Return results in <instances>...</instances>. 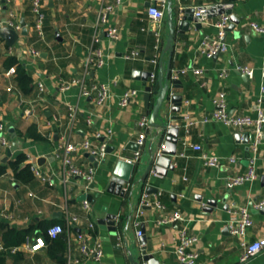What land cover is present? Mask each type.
Here are the masks:
<instances>
[{
  "label": "crops",
  "instance_id": "1",
  "mask_svg": "<svg viewBox=\"0 0 264 264\" xmlns=\"http://www.w3.org/2000/svg\"><path fill=\"white\" fill-rule=\"evenodd\" d=\"M41 1L45 13L43 38L36 29L33 0H6L4 3L0 0V27H9L13 23L20 28L17 30L20 37L14 46L0 36V124H6L10 148L18 143L8 162H3L8 149L0 160V168L4 170L0 172V245L6 246L3 233L8 229L30 230V238H41L46 242L42 225L49 228L56 221L65 223L63 214L61 219L54 217L62 213L59 206L64 197V187L59 182L62 160L58 148L67 134L69 107L76 106L79 120L71 141L81 143L86 138L93 139L94 133L99 131L107 136L109 147H116L117 153L109 154L105 162L96 167L94 189L89 192L93 197L90 218L96 223L93 234L102 242L105 256L101 262L87 260L85 264H133L127 246L132 248L135 257L141 256L142 246L133 217L143 194L148 193L151 187L158 190L151 195L161 193L160 201L166 210L145 209L142 230L147 238L148 254L155 255L164 264H179L176 255L179 224H158L163 216L179 210L186 218V226L199 238L194 247L199 254L198 264H241L239 239L231 234L229 226L238 217L236 207H248L255 225L248 230L247 240L264 237V214L257 213L259 210L256 208L259 202L264 201V130L257 155L258 178L229 188L230 178L247 171L254 135L248 132L251 134L250 141L245 143L243 138L237 140L236 136L246 132L214 121L205 122L204 118L214 111L213 98L221 91L227 93L231 115L257 118L259 107L264 110V35L250 26L251 22L264 26V0L235 2L234 13L243 20L227 34L229 52L213 59L200 55L199 47L206 36L215 35L218 18L204 21L202 30L192 25L183 38H176L172 57L169 52L165 53L170 34L166 0L163 54L157 67L150 62L154 56L155 35L148 9L162 0H151L150 6L149 0H126L110 15L106 25L99 24V16L108 0ZM172 1L176 24L182 11L187 8L197 10L216 4H231L230 0ZM22 24L27 30L26 36L21 34ZM108 26L120 29L119 40L113 41L108 37ZM96 30L100 41L95 47L102 51L105 64L95 70L90 81L109 86L111 97L104 106L96 104L94 96L83 97L80 88L72 85L73 80L82 75ZM136 49L141 57L127 59V55ZM33 52L40 55L36 56ZM9 58H16L27 68L33 80L30 94L18 87L17 73L6 75L10 69L6 67ZM161 63L164 76L170 65L173 73L185 67L204 71L202 75L190 71L179 78V87L172 89V92L183 96V106L180 113L173 115L184 119L170 122L172 126L181 127V136L184 137L183 126L188 120L194 121L188 140L191 144L201 145L202 151L185 148L180 142L177 156L172 157L174 170L169 169L166 177L152 173L146 182H142L151 159L150 143L157 132L150 126L142 158L128 184V192L122 198L107 191L115 162L133 153L125 148L131 142L138 141L142 115L151 114V109L145 107L143 82L134 79L133 73L155 71L157 82ZM238 66L252 68L254 78L249 79L237 69ZM12 67L17 69L16 65ZM222 71L227 72V78L220 77ZM40 84L44 85V92H41ZM9 88L12 90L9 91ZM127 90L139 91L140 97L123 108L120 100ZM156 97H152L151 108ZM29 110L33 112L30 116L27 114ZM109 131L112 132L110 136ZM35 135L42 139H35ZM161 144L158 140L154 141L155 154ZM23 154L26 160L22 166L37 164L43 174L54 178L57 186L50 188L38 178L29 183L18 180L12 163ZM203 154L219 156L224 163L219 168H207L203 164ZM28 156L33 161L28 160ZM232 156L239 158L237 165L229 164L228 158ZM72 158L75 165L82 168L94 164L82 151L72 153ZM69 193L72 196L71 212L83 216L82 201L79 200L83 195L80 186L74 183ZM211 199L219 200L218 207L212 213L205 212L204 207ZM108 213L117 216V236L107 227L101 228L97 222L98 218ZM23 244L10 246L20 247L16 253L0 251V264H60L51 255L48 246L37 253H28ZM244 264H264V252Z\"/></svg>",
  "mask_w": 264,
  "mask_h": 264
},
{
  "label": "built area",
  "instance_id": "2",
  "mask_svg": "<svg viewBox=\"0 0 264 264\" xmlns=\"http://www.w3.org/2000/svg\"><path fill=\"white\" fill-rule=\"evenodd\" d=\"M107 2V0H105ZM126 0H108V4L105 9L101 12L99 16V24L106 25L109 23L110 15L120 6L124 4ZM147 1V0H144ZM223 5V4H222ZM166 7L167 1L162 0L148 9V15L150 17L152 31L155 35V46H154V56L151 59V64L157 67L161 60L163 54L164 45V21L166 17ZM207 7H203L201 10H196L195 15L201 16L203 12L206 11ZM33 12L36 15V29L39 36L44 37V22L45 13L43 11V3L41 0H33ZM231 16L223 14L218 17L215 23L216 33L212 36H206L200 47L199 54L205 56L209 59L215 58L217 55L226 54L230 50L229 44L226 42V37L228 34V27L231 25ZM251 28L264 35V26L257 22H251ZM9 27L19 30V26H15L13 23L9 24ZM108 37L117 41L121 38V32L118 27L108 26L107 29ZM99 34L97 30L93 35V46L91 48L90 54L86 59L82 75L79 78L73 80L72 85H77L81 90V95L83 97H93L95 98L96 104L99 106H104L111 97L110 88L107 84H100L97 82H92L91 76L96 69L101 68L105 64V58L100 49H97L95 45L99 42ZM36 56H39V52H33ZM141 57L139 50H133L127 55V59H137ZM237 69L244 74L249 79L254 78V70L250 67L238 66ZM192 71L196 75H202L203 70L195 67H185L178 71L172 72L173 79H179L181 76ZM16 74V68H10L6 75L12 76ZM222 79L227 78V72L222 71L220 73ZM152 87L156 84V73L153 71V75L149 82ZM71 84L68 85L70 87ZM66 87V88H68ZM12 90L9 88V91ZM41 92L45 91L44 85L40 84ZM140 97V93L137 90H127L120 100V106L126 108L131 104L135 103ZM260 100L259 103H261ZM214 111L210 116L204 118L205 122H218L227 127L238 129L242 132H251L254 135V140L251 144V155L249 156L248 168L245 173L237 174L229 179V188H235L237 186H242L247 182H253L258 178L257 173V159L258 150L261 145V139L264 130V110L259 107L258 117L253 118L248 115H231L229 112L227 93L225 91L219 92L213 98ZM32 110L27 111V114L32 115ZM68 127L67 134L63 136L59 144L58 152L59 157L62 160V168L59 182L64 187V197L63 202L60 204L59 208L65 217V223L55 224L48 228L47 235L51 240L59 239L61 236H65L67 240V250H66V261L67 264H85L87 260H93L96 262H101L105 256V251L102 242L99 238L93 234L96 230V223L90 218L92 212V203L89 200L82 201V208L84 215L79 216L71 212V199L72 196L69 193L72 185L77 184L80 186L83 195H89L95 183L96 167L93 165L89 168H82L73 162L72 153L82 151L84 153L90 154L94 157V162L98 165L103 164L108 154L109 142L107 136L97 131L93 135V139L86 138L81 143H74L71 141L72 135L74 134V129L79 120V109L76 106H70L68 110ZM90 124V121H88ZM194 124V121L188 120L186 125L183 126L185 130V135L182 137L181 142L185 148L191 147L195 151H202L201 145L191 144L188 140L189 130ZM179 127V126H177ZM181 128V127H179ZM150 130V116L149 114L142 115L139 121V134L137 143L140 149L133 152L129 156L123 158L125 161L137 165L143 155V148L146 145L147 137ZM112 132L109 131L110 136ZM11 142L9 140L8 130L5 123L0 124V160L4 157L5 150L9 149ZM161 149L158 151L156 156L161 155ZM184 155V154H183ZM28 160L33 161L31 156H28ZM203 164L207 168H219L223 165V158L216 155L203 154L202 155ZM239 158L232 156L228 158V162L231 165H237ZM31 171L34 176L46 184L50 188H55L56 182L51 176L48 177L42 173L41 169L37 164L31 163ZM129 185H125L124 191L128 192ZM161 193L151 195L145 192L141 198L140 204L134 214L133 224L137 228L138 237H142L144 232L142 230L143 221L142 218L145 214V209L147 207L157 208L159 211L163 212L166 210V206L160 201ZM258 210L264 208V201L259 202L256 205ZM235 214L238 217L234 219L229 226L230 232L233 236L239 239V245L241 249L240 263L244 264L251 259L258 256L260 253L264 252V237L258 238L254 241L247 240L248 230L254 227L255 222L251 211L248 207H236ZM186 218L183 213L179 210L172 213H168L163 216L158 224L172 225L179 224L178 237H177V248L176 255L179 264H198L199 254L194 250L195 245L199 241V238L193 234L185 224ZM24 250L28 253H37L48 245L41 239L27 238L23 244ZM20 250V247L6 248L0 245V251L16 253Z\"/></svg>",
  "mask_w": 264,
  "mask_h": 264
},
{
  "label": "water",
  "instance_id": "3",
  "mask_svg": "<svg viewBox=\"0 0 264 264\" xmlns=\"http://www.w3.org/2000/svg\"><path fill=\"white\" fill-rule=\"evenodd\" d=\"M151 0H149L148 5H151ZM237 0H230L231 4L222 5L216 4L211 5L206 8V11L202 13L201 16H196L195 8H187L182 11L181 17L178 19V23L176 24L174 19L173 12V1L168 0V24L170 29V34L167 40L165 53L169 52L170 57H172L175 50V40L176 38H183L187 32L190 31L192 25L195 26L196 29L202 30L203 22L206 20H213L214 18H218L219 16L226 14L231 16V25L228 27V32L234 31L236 26L240 24L243 20L242 18H238L234 13L235 2ZM6 0H3V3ZM199 8L198 10H201ZM23 31L22 35H27V30L25 25L22 24ZM0 36L7 40V43L10 46H14L16 42L19 40V33L12 27H0ZM219 57L217 55L215 58ZM94 72L92 73V76ZM153 75V71L146 72H134L133 78L137 80H141L143 82V86L145 87L144 92V102L145 107L147 109H151L150 114V126L152 128L157 129V132L154 136V140L150 143V154L151 159L149 161L148 168L143 175L141 181L146 182L150 175L156 174L159 177H166L168 174V170H174V165L172 157L177 156L179 150V143L181 142V129L176 126H172L170 124L171 121H179L183 120L184 117L177 116L173 114H177L181 112V108L183 106V96L173 94L172 89L178 88L180 84L179 79L172 78V69L171 65L169 66L166 76H164V67L161 63L160 73L158 76V81L152 87L149 85L151 77ZM157 96L155 100V104L151 108L152 97ZM13 131V130H12ZM251 134L246 132L244 134H237V140L243 138L245 143H249ZM160 141L162 149L161 155L156 156L154 153V141ZM164 141V142H161ZM18 144V143H17ZM17 144L14 143L11 148L7 150V155L4 158L3 162L6 163L12 157L13 152L17 150ZM126 150H130L131 152H136L140 149V146L137 142H131L129 146L125 148ZM108 154L114 155L116 153V147L110 146L108 148ZM86 157L94 163L95 167L98 166L97 162H94V157L90 156V154L86 153ZM136 165L131 164L124 159H119L115 162V167L113 169V174L111 181L109 183L107 191L111 194H115L119 197H125L126 192L124 191L125 185L129 184L132 181L133 173L135 171ZM158 190L156 188H149L148 193H156ZM133 192V191H132ZM93 197L89 195H82L79 197L80 201L89 200L92 201ZM219 204V200L211 199L208 201L207 206L204 207L205 212L212 213L214 212ZM228 206H226L227 209ZM257 213L264 214V208L262 210L257 211ZM56 219L62 218V213H57L54 216ZM116 215L112 213H108L103 218H98L97 222L101 226V228H108L114 235H118L117 228V220ZM140 243L142 246V254L141 256L135 257L134 251L132 248L127 246L130 260L133 264H164L158 260L155 255L148 254L147 251V238L145 236L140 237Z\"/></svg>",
  "mask_w": 264,
  "mask_h": 264
},
{
  "label": "trees",
  "instance_id": "4",
  "mask_svg": "<svg viewBox=\"0 0 264 264\" xmlns=\"http://www.w3.org/2000/svg\"><path fill=\"white\" fill-rule=\"evenodd\" d=\"M17 66L16 73H17V83L18 87L21 91H23L26 94H30L32 92V77L29 74L27 68L20 64L16 58H9L6 67L9 69L12 66ZM7 69V70H8ZM35 139H42L40 136L35 135ZM26 160V156L20 155L15 162L12 163L13 168L16 171V176L18 180L29 183L35 180V176L33 172L31 171L30 165L22 166L24 161ZM1 167H5L2 165ZM3 168H0V172H3ZM72 202V201H71ZM55 224L62 223V221H56ZM1 228L5 229V226L1 225ZM47 227L46 225H42L43 234L45 235L47 245L49 247V251L51 255L59 260L60 264H65L64 260V254L67 249V240L65 236H61L59 239L51 240L49 236L47 235ZM3 240L5 242L6 248H11L10 246L13 245H21L26 241L27 238L32 236L31 231H19L15 229H8L5 233H3Z\"/></svg>",
  "mask_w": 264,
  "mask_h": 264
}]
</instances>
